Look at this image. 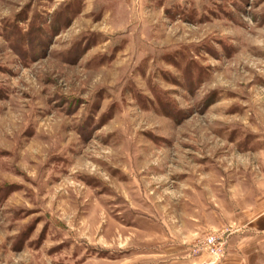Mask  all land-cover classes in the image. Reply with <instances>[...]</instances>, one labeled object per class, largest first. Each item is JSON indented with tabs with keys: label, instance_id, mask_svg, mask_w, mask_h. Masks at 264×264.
<instances>
[{
	"label": "rangeland",
	"instance_id": "1",
	"mask_svg": "<svg viewBox=\"0 0 264 264\" xmlns=\"http://www.w3.org/2000/svg\"><path fill=\"white\" fill-rule=\"evenodd\" d=\"M0 264H264V0H0Z\"/></svg>",
	"mask_w": 264,
	"mask_h": 264
},
{
	"label": "built area",
	"instance_id": "2",
	"mask_svg": "<svg viewBox=\"0 0 264 264\" xmlns=\"http://www.w3.org/2000/svg\"><path fill=\"white\" fill-rule=\"evenodd\" d=\"M208 244L212 249V254L219 255L224 250V242L218 236H211L208 238Z\"/></svg>",
	"mask_w": 264,
	"mask_h": 264
}]
</instances>
